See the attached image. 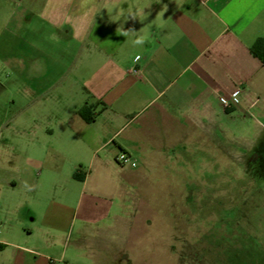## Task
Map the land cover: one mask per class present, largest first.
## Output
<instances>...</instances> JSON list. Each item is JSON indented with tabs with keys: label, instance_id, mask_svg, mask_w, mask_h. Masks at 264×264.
<instances>
[{
	"label": "crops",
	"instance_id": "1",
	"mask_svg": "<svg viewBox=\"0 0 264 264\" xmlns=\"http://www.w3.org/2000/svg\"><path fill=\"white\" fill-rule=\"evenodd\" d=\"M16 1L0 5L26 48L5 45L0 69L50 119L21 154L5 144L23 163L0 178V264H134L149 182L216 164L227 123L264 96V0Z\"/></svg>",
	"mask_w": 264,
	"mask_h": 264
},
{
	"label": "rangeland",
	"instance_id": "2",
	"mask_svg": "<svg viewBox=\"0 0 264 264\" xmlns=\"http://www.w3.org/2000/svg\"><path fill=\"white\" fill-rule=\"evenodd\" d=\"M11 8L0 5V64L5 45H13L14 57L26 48L22 31L12 35L7 29ZM30 26L43 43L41 23ZM253 101L249 114L237 113L227 123L216 164H194L187 171L174 166L166 178L149 182L133 234L139 242L134 264H264V96ZM26 104L21 75L0 69V178L11 176L14 163H23L5 144L21 154L24 132L50 119L38 108L26 111Z\"/></svg>",
	"mask_w": 264,
	"mask_h": 264
},
{
	"label": "trees",
	"instance_id": "3",
	"mask_svg": "<svg viewBox=\"0 0 264 264\" xmlns=\"http://www.w3.org/2000/svg\"><path fill=\"white\" fill-rule=\"evenodd\" d=\"M264 47V40H259L257 44L255 45L254 49L256 50L257 48H262ZM260 54V53H259ZM264 56V52L260 54L259 56ZM78 114L81 116V118L87 122V123H93L95 121L96 115L93 111V108L89 105H84L78 110Z\"/></svg>",
	"mask_w": 264,
	"mask_h": 264
},
{
	"label": "built area",
	"instance_id": "4",
	"mask_svg": "<svg viewBox=\"0 0 264 264\" xmlns=\"http://www.w3.org/2000/svg\"><path fill=\"white\" fill-rule=\"evenodd\" d=\"M239 94H240V91H236L235 93H233V95H232V102H224V105L226 107H228V106L231 105V103H238V101H239V98H238ZM117 162L120 165H122V166H128L129 165L131 167H136V165H137L136 162L133 160V158L130 155L124 153V152H121L118 155Z\"/></svg>",
	"mask_w": 264,
	"mask_h": 264
}]
</instances>
